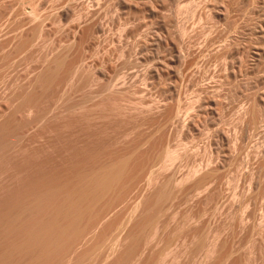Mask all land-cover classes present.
<instances>
[{"label":"rangeland","instance_id":"rangeland-1","mask_svg":"<svg viewBox=\"0 0 264 264\" xmlns=\"http://www.w3.org/2000/svg\"><path fill=\"white\" fill-rule=\"evenodd\" d=\"M0 264H264V0H0Z\"/></svg>","mask_w":264,"mask_h":264},{"label":"bare ground","instance_id":"bare-ground-1","mask_svg":"<svg viewBox=\"0 0 264 264\" xmlns=\"http://www.w3.org/2000/svg\"><path fill=\"white\" fill-rule=\"evenodd\" d=\"M171 156H172V158H175V156H176V155L173 157V155H172V154H170L169 158H170ZM167 161H169V160H167Z\"/></svg>","mask_w":264,"mask_h":264}]
</instances>
